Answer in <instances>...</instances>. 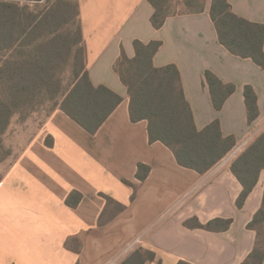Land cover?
Here are the masks:
<instances>
[{"label": "crops", "instance_id": "obj_1", "mask_svg": "<svg viewBox=\"0 0 264 264\" xmlns=\"http://www.w3.org/2000/svg\"><path fill=\"white\" fill-rule=\"evenodd\" d=\"M85 64L95 86L122 101L91 134L57 108L0 181V264H121L137 249L155 253L145 264H242L256 233L248 223L264 192L261 181L240 209L242 184L230 165L235 150L264 124V68L230 52L201 12L169 16L155 28L149 0H78ZM234 13L264 25V0H229ZM161 41L157 67L175 64L198 129L219 119L236 145L205 174L181 166L170 148L151 143L148 121L133 122L130 97L115 70L134 41ZM235 90L215 108L206 71ZM257 94L258 117L248 121L245 87ZM148 166L144 180L139 165ZM145 174V169H141ZM132 184H130V183ZM232 218L226 231L189 227Z\"/></svg>", "mask_w": 264, "mask_h": 264}, {"label": "trees", "instance_id": "obj_2", "mask_svg": "<svg viewBox=\"0 0 264 264\" xmlns=\"http://www.w3.org/2000/svg\"><path fill=\"white\" fill-rule=\"evenodd\" d=\"M11 1L0 0V57L3 58L0 91L4 95L0 96V152L2 134L11 118L34 97L59 99L57 105L69 117L95 134L122 97L105 85L95 86L90 79L78 0H59L42 12L30 6L40 0H25L30 3L23 5L21 0ZM169 1L149 0L155 8L151 17L155 28L162 27L171 15L201 12L205 7V0H186V11H172L167 6ZM210 14L220 42L233 54L252 58L264 68V25L234 13L229 0H212ZM76 22L75 29L63 28L65 23L73 25ZM161 45V41L144 43L137 39L134 41L135 56L130 58L123 50L115 64L128 90L131 120H147L151 143L162 142L172 150L181 166L205 174L232 151L236 141L233 136H223L219 119L198 129L178 67L175 64L154 65V56ZM10 52H17L13 55L16 59L7 57ZM72 61L71 78L66 82L64 72L71 67ZM205 75L214 106L220 110L235 86L224 84L209 70ZM245 98L248 121L252 123L258 117V104L257 94L250 85L245 87ZM143 168L145 174L141 173ZM230 168L243 187L236 201L241 209L264 170V131L232 161ZM149 169L140 164L138 178L144 180ZM232 222V218H215L202 223L193 217L185 225L221 232L228 230ZM263 226L264 192L261 206L248 223V228L256 231L255 244L242 264H264ZM154 259V252L137 249L121 264H145Z\"/></svg>", "mask_w": 264, "mask_h": 264}, {"label": "rangeland", "instance_id": "obj_3", "mask_svg": "<svg viewBox=\"0 0 264 264\" xmlns=\"http://www.w3.org/2000/svg\"><path fill=\"white\" fill-rule=\"evenodd\" d=\"M10 1V0H8ZM39 1V0H38ZM59 0H40L39 3H33L32 8L36 11H44L49 8L53 2H57ZM74 0H72L73 2ZM186 0H170L167 6L170 7L172 11H186L187 6L185 5ZM11 2H16V0H12ZM206 2V0H205ZM20 3L29 4L30 1L21 0ZM189 10V9H188ZM65 18V17H64ZM78 22L72 24H66L63 28H77ZM17 54V52H10L7 57L11 60L16 59L13 55ZM3 58L0 57V68L3 65ZM81 64V61H78V65ZM73 66V61L71 67H68L67 71L64 72V79L67 82L71 78V70ZM0 96L4 95L0 91ZM37 98V99H36ZM59 99L51 100L50 97H46V99H42V97H34L30 104H27L21 109L17 111L13 117L11 118V122L7 127L6 131L2 134V150L0 152V178L11 168L13 163L22 153L23 149H25L27 143L35 135L38 130L44 125L47 121L48 117L53 113V111L57 108H60L57 105ZM264 131V124L257 128V130L250 136V138L242 143L237 150L230 156L232 161L247 147L249 146L256 137H258ZM230 154V153H229ZM261 185L264 187V170L260 175ZM263 196V195H262ZM262 202V199H261ZM261 202L259 207L261 206ZM258 207V209H259ZM257 209V210H258ZM256 210V211H257ZM255 231V230H254ZM256 233V231H255ZM261 241L264 244V226L261 228Z\"/></svg>", "mask_w": 264, "mask_h": 264}]
</instances>
